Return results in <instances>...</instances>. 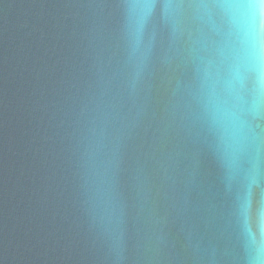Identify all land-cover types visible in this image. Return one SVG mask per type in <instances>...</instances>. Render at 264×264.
Returning <instances> with one entry per match:
<instances>
[{"label": "water", "instance_id": "95a60500", "mask_svg": "<svg viewBox=\"0 0 264 264\" xmlns=\"http://www.w3.org/2000/svg\"><path fill=\"white\" fill-rule=\"evenodd\" d=\"M0 264H264V4L0 0Z\"/></svg>", "mask_w": 264, "mask_h": 264}, {"label": "snow or ice", "instance_id": "6c2138e0", "mask_svg": "<svg viewBox=\"0 0 264 264\" xmlns=\"http://www.w3.org/2000/svg\"><path fill=\"white\" fill-rule=\"evenodd\" d=\"M260 4H264V0H258Z\"/></svg>", "mask_w": 264, "mask_h": 264}]
</instances>
